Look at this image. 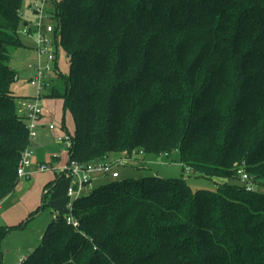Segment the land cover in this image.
I'll return each mask as SVG.
<instances>
[{"label": "trees", "instance_id": "1", "mask_svg": "<svg viewBox=\"0 0 264 264\" xmlns=\"http://www.w3.org/2000/svg\"><path fill=\"white\" fill-rule=\"evenodd\" d=\"M25 1L0 0V201L32 142L9 64L11 48L27 47ZM54 2L70 71L49 96L75 120L70 158L143 151L145 167L179 150L186 175L223 180L195 191L156 174L93 185L18 264H264V192L229 181L243 168L264 184V0ZM15 227L0 226V240Z\"/></svg>", "mask_w": 264, "mask_h": 264}, {"label": "rangeland", "instance_id": "2", "mask_svg": "<svg viewBox=\"0 0 264 264\" xmlns=\"http://www.w3.org/2000/svg\"><path fill=\"white\" fill-rule=\"evenodd\" d=\"M59 2L61 0H55ZM26 2H29L26 0ZM41 3L40 0H34V3ZM28 3H24V11L28 12ZM55 7L54 0H48L43 3L47 16L45 18L46 24L57 25L56 19L51 15ZM28 14V13H26ZM31 21L37 17L30 15ZM23 42L29 48L18 47L11 48V59L9 64L17 70L18 79L13 81L12 90L18 96L17 104L18 111H24V104L27 97L36 96L38 90L30 83V78L35 74L33 63L37 57L36 35H31L24 32V25L19 29ZM49 37V36H48ZM55 34L51 33L50 38L54 40ZM57 50V57L53 63V70L51 72V83L55 82L57 88L61 91L65 88L64 76L69 75V58L65 48L59 43ZM50 88L42 92L43 97L40 100V105L44 110L43 122L49 124L53 122L57 129L50 131L49 137L46 139L48 155L45 157L49 165L53 167L47 171L34 172L31 179H20L16 189L0 201V226L12 227L4 237L0 240V264H18L25 254H28L32 249L37 246L41 240L44 232L49 224L55 217L57 212H67L68 202L63 201L66 196L65 189L67 188L68 179L62 177L53 182L49 188L47 196L43 198L45 189V180L47 175L55 176V170L59 165H65L69 159L68 149L70 141L58 142L57 135L65 133L66 135H74L75 120L69 110L64 112L63 99L57 96H49ZM64 121V122H63ZM64 123V124H63ZM65 126V127H64ZM61 129V131L59 130ZM64 152L62 153V151ZM172 157L161 158L163 162H153L156 157L149 156V160L145 167H141L139 160L129 164V166L119 168L121 177L140 178L149 174H156L163 178H180L184 177L187 183L191 186L192 190L205 188L215 190L219 183L223 180L221 178H208L196 173L185 174V169L181 163L179 150H174L171 153ZM57 155V158H53ZM154 155V154H153ZM123 155H117L119 157ZM59 177V176H57ZM239 179V178H238ZM238 179H229L230 183H243ZM111 177H100L94 180V186H98L111 181ZM47 188V189H49ZM255 189L264 192V184L256 183ZM46 190V191H45ZM88 190V189H87ZM69 197V196H68ZM45 201L38 213L31 216L30 212L37 208ZM22 225V227H20Z\"/></svg>", "mask_w": 264, "mask_h": 264}, {"label": "built area", "instance_id": "3", "mask_svg": "<svg viewBox=\"0 0 264 264\" xmlns=\"http://www.w3.org/2000/svg\"><path fill=\"white\" fill-rule=\"evenodd\" d=\"M41 3L34 1L29 5V10L33 16L37 19L31 21V18L27 20L24 24V32L36 35L37 37V57L32 64L35 69V74L30 78V83L32 86L36 87L38 93L36 96L28 97L25 100L24 111L21 114L25 117L27 122V128L29 131V137L34 140L39 133V130L45 124L49 131L57 129L53 122L47 124L43 122L44 110L40 105V100L43 97L42 92L45 89L51 88V77L53 70V63L57 57V50L59 41L58 38L54 37V40L50 38V34H56V26L53 24H46L45 18L47 13L43 8V3L48 0H40ZM49 36V37H48ZM61 131V129H59ZM58 142H69L68 154L70 153V146L72 143L71 135H66L65 133L57 135ZM64 150L62 151V153ZM143 151L139 154H134L132 157L127 156H112L104 160H96L92 162L82 163L75 159H69L65 165H59L54 168L57 176L64 177L69 180L66 193L70 198L68 203V208L71 207V200L75 197L85 194L93 186L95 179L100 177H111L112 179H118L121 177V171L119 168L129 165L135 162L138 155H142ZM34 151L29 146L23 152L21 159L18 164L17 174L19 179H31L34 172L37 171H47L53 167L47 163V161H35ZM54 155L53 158H57ZM162 157L159 158V162L162 161ZM190 171L189 169L186 172ZM240 175V180L248 188H254L255 184L252 177L243 169L238 170ZM70 220V219H69Z\"/></svg>", "mask_w": 264, "mask_h": 264}, {"label": "crops", "instance_id": "4", "mask_svg": "<svg viewBox=\"0 0 264 264\" xmlns=\"http://www.w3.org/2000/svg\"><path fill=\"white\" fill-rule=\"evenodd\" d=\"M27 1H29V2H26L25 1V3H28V5H27V8H28V12H26V10L24 11V9L25 8H23V11H24V16L27 18V19H30V15H33L32 13H31V11L29 10V5L34 1V0H27ZM26 13H28V14H26ZM25 43V42H24ZM26 44V43H25ZM27 45V44H26ZM25 48H29L28 47V45H27V47H25ZM49 135H50V131L48 130V127H47V125L45 124L44 126H42L41 127V129L39 130V133H38V136L34 139V140H32V142H31V145H30V147L33 149V151H34V159H35V161H46V156L48 155V153H47V150L45 149V147L47 146V138L49 137ZM172 155V154H171ZM114 156H117V155H114ZM172 157V156H171ZM141 159V158H140ZM145 159H149L147 156L145 157ZM148 162H151V160H147ZM140 162H142V161H140ZM132 163H134V162H132ZM127 166H129V165H126L125 167H127ZM57 175H55V176H52V175H47V177H46V180H45V189L47 190V185H48V183L49 182H55L56 183V180H57ZM67 189V188H66ZM65 189V190H66ZM45 190V191H46ZM65 194H66V196L65 197H63V201H65V203L66 202H68L69 203V201H70V198L68 197V195H67V193H66V191H65ZM39 206V205H38ZM37 206V207H38ZM0 208H1V206H0ZM33 211V210H32ZM27 254H25L24 256H22V257H25Z\"/></svg>", "mask_w": 264, "mask_h": 264}, {"label": "water", "instance_id": "5", "mask_svg": "<svg viewBox=\"0 0 264 264\" xmlns=\"http://www.w3.org/2000/svg\"><path fill=\"white\" fill-rule=\"evenodd\" d=\"M44 237V235L42 236V238ZM33 250V249H32Z\"/></svg>", "mask_w": 264, "mask_h": 264}]
</instances>
